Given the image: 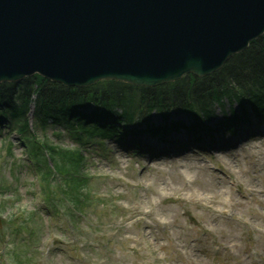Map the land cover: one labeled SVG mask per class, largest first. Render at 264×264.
Listing matches in <instances>:
<instances>
[{"label": "rangeland", "instance_id": "rangeland-1", "mask_svg": "<svg viewBox=\"0 0 264 264\" xmlns=\"http://www.w3.org/2000/svg\"><path fill=\"white\" fill-rule=\"evenodd\" d=\"M222 105L209 141L157 139L139 153L125 139L85 149L29 121L32 136L85 156L82 214L71 184L43 181L29 134L0 127V264H264V119L231 135L219 125L239 107ZM162 124L154 114L135 127Z\"/></svg>", "mask_w": 264, "mask_h": 264}, {"label": "water", "instance_id": "water-1", "mask_svg": "<svg viewBox=\"0 0 264 264\" xmlns=\"http://www.w3.org/2000/svg\"><path fill=\"white\" fill-rule=\"evenodd\" d=\"M264 35V0H0V85L156 88L205 78Z\"/></svg>", "mask_w": 264, "mask_h": 264}, {"label": "trees", "instance_id": "trees-1", "mask_svg": "<svg viewBox=\"0 0 264 264\" xmlns=\"http://www.w3.org/2000/svg\"><path fill=\"white\" fill-rule=\"evenodd\" d=\"M223 98L237 102L242 114H247V107L256 114H264V35L211 76L197 78L188 75L180 81L156 88L135 87L115 81H102L88 88H68L38 75L17 84H1L0 126L4 124L2 118L15 119L13 129L20 125L19 131L29 134V153L41 167V176L44 172L41 165H46L42 151L52 162L53 167L44 168L43 181L48 186L52 185L51 175L55 172L59 175V186L71 184L77 193L73 200L81 205L79 192L87 189V186L79 187L87 182L81 171V165L85 163L83 155L79 150L58 147L46 138H37L36 133L32 136L26 118L31 105H34L33 126L37 131L66 126L69 137L76 138L78 145L85 146L90 138H107L115 133L112 124L101 122L105 118L133 123L142 121L144 116L148 117L153 112L167 117L169 112L176 111L189 114L194 122L189 129L196 131L203 126L202 119L210 116L211 106ZM233 118L239 117L234 114ZM181 127V123H174L169 130ZM151 129L153 132L159 130L157 127ZM160 130L165 132L167 128ZM23 139L26 140L25 136ZM74 184L79 188H74Z\"/></svg>", "mask_w": 264, "mask_h": 264}]
</instances>
